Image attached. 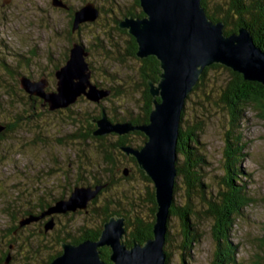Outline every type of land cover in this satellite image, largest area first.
<instances>
[{"label":"rangeland","instance_id":"374dc122","mask_svg":"<svg viewBox=\"0 0 264 264\" xmlns=\"http://www.w3.org/2000/svg\"><path fill=\"white\" fill-rule=\"evenodd\" d=\"M2 1L0 64L5 63V69L0 66V121L13 122V126L0 136V255L6 251L11 255L8 264H23L27 235L37 234L39 239L32 240L45 243L48 248L53 247L56 244L54 235L61 229L68 230L71 235L80 225L96 226L98 215L88 211L58 215L54 218L55 228L44 236H38L43 223H30L18 229L11 241L6 233L7 227L17 223L26 208L37 211L38 203L66 195L68 188L78 180V165L82 167V180L91 178L93 173L101 180L106 176L96 172L105 166L102 156L95 151L98 141H83L70 134L82 129L87 116L97 114L100 107L83 96L68 107L55 110L41 107L38 101L29 100L27 93L19 88V76L26 75L31 79L44 77L49 81L48 88L53 89L56 82L53 65L63 64L64 52L68 51L72 42L80 41L88 50L86 59L91 69V81L101 87L122 89L118 96L102 99L101 102L106 111L113 108L121 117L128 109L135 112L140 106V62L124 55L127 36L114 27L116 17L119 20L123 18L121 12L132 6L133 0H63L72 9L87 1L93 2L99 9L93 21L81 24L71 34L68 33L70 13L53 5L51 0H9L7 3L5 0L4 5ZM205 68L203 78L200 80L202 70L197 87L185 99L183 125L194 135L197 134L198 142L194 143L205 159L200 174L204 183L210 185L212 195H218L220 185V188L228 190L225 181L223 183L226 178L225 139L229 138L240 150V154H233L232 158L234 162L240 161L241 182L245 184L251 201L241 206L240 215L231 212L233 221L229 235L237 244V264H264V117L250 103L244 105L238 124L230 128L229 110L221 101L222 86L229 81L230 74L224 67ZM193 141L190 143L193 144ZM109 142L108 137L103 139V144ZM129 166L128 162L119 161L111 169L116 176ZM175 180V204L184 205L187 185L179 176ZM86 182L91 183L89 180ZM149 185L153 186L152 181L144 180L137 172L118 184L121 189L140 192L142 197L149 192ZM110 192H106L107 197L115 199ZM192 196L194 213L191 212V226L185 238L179 217L169 216L168 239L164 243L169 264H211L215 251L214 218L204 212L208 204L197 195ZM118 204L127 206L122 201ZM137 205L139 216L149 220L148 203L140 199ZM184 239L185 258L182 259ZM9 243L11 246L8 248Z\"/></svg>","mask_w":264,"mask_h":264},{"label":"water","instance_id":"95a60500","mask_svg":"<svg viewBox=\"0 0 264 264\" xmlns=\"http://www.w3.org/2000/svg\"><path fill=\"white\" fill-rule=\"evenodd\" d=\"M200 1L139 0L144 14L127 15L119 20L118 27L126 29L136 41V56L151 54L159 60V79L156 83L147 81L153 107L148 121L140 124L112 121L103 109L92 119L95 123L93 135H120L134 129L145 135L140 146L124 144L120 148L135 158L138 167L152 181L156 209L151 237L143 242L133 239L130 245H126L125 217L111 215L103 221L96 239L76 243L61 241V252L48 264H166L164 243L177 173V133L188 93L202 70L212 63L224 65L240 73L245 80L264 86V50L254 42L247 27L238 26L234 31L224 33V23L211 20ZM51 2L68 8L63 0ZM98 14L99 9L91 1L73 9L71 30L77 29L81 22L93 21ZM87 55L85 45L74 41L64 63L53 72L54 89H45L47 80L44 77L33 80L26 75L19 76V86L27 94L42 98L49 110L67 107L80 96L97 103L109 95L110 89L91 81ZM5 127V123L0 122V132ZM123 173L127 174L125 168ZM104 186L105 183L75 185L67 196L56 199L37 215L21 217L18 224L25 225L48 215L43 224V230L48 231L55 224V214L86 210L91 199ZM101 246L109 247L110 262L100 256ZM9 259L7 254L4 263L7 264Z\"/></svg>","mask_w":264,"mask_h":264},{"label":"trees","instance_id":"16d2710c","mask_svg":"<svg viewBox=\"0 0 264 264\" xmlns=\"http://www.w3.org/2000/svg\"><path fill=\"white\" fill-rule=\"evenodd\" d=\"M201 5L203 6L207 16L213 21H222L224 23V33H229L234 31L238 26H245L250 31L254 42L259 45L261 49L264 50V0H201ZM70 13L69 21V34H71L72 27V14ZM144 13L139 4V0H133L132 6H130L125 11L121 12V16H142ZM121 19V18H120ZM119 18L115 19V29L119 32H123L126 38V46L124 49V55L132 56L136 58L140 64L138 66V76L141 83V103L138 105L137 110L134 112L132 109L122 113V116H117V112L110 108L109 111H106L105 107L102 105V100L95 103V106H99L100 110L95 115H88L86 118V123L82 129H79L76 133H70L71 135L75 134L76 137L81 138L83 141L91 140L98 141L99 146L95 148V151L102 156V161L105 166L99 168L96 172H99L100 175H105L106 178L101 180L99 177L92 174L91 178L86 180L91 181L87 183L86 180H82L80 170L81 165L77 166L78 169V180L73 184L82 185V184H100L105 183V186L100 189L98 194L91 199L88 204L90 208L88 212L93 213L98 218V224L93 227H86L85 225H80L76 227L75 233L70 234L68 230L61 229L60 232L54 235L55 246L47 247L45 243L40 241H35L32 239L37 238V234L27 235L25 238V244L27 249L25 252L26 258L25 263L23 264H48L49 261L61 251L60 243L64 240H69L70 242H79L83 239H96L100 233V229L104 220H106L111 215H119L125 217V227H126V245H130L133 239L143 242L145 239L151 237L152 235V223L154 220V212L156 209L153 186H147L149 192H145V196L142 197L140 192H135V190L125 189L118 186L120 180L132 178L134 172L138 173L141 178L150 182V178L144 173L142 169L137 166L136 160L131 155H126L120 148L121 145L131 144L134 146H140L143 141L146 139L145 135L140 130H132L124 134L116 133H107L104 135H93L92 131L95 127V123L92 121L93 118H96L100 115L101 110L103 109L108 117L112 121H130L132 124H140L148 121L149 111L152 108L153 96L148 91L147 81L151 80L156 82L159 79V60L154 55H147L145 57L136 56V41L134 37L127 32L126 29L118 27ZM73 32V31H72ZM69 50V48H68ZM68 56V51L64 52L63 62ZM62 63V62H61ZM5 64V63H4ZM59 66V64H58ZM57 66V67H58ZM4 69L5 67L2 66ZM213 67H224L230 74L229 81L222 86L223 93L221 95V101L227 105L229 113V127H234L238 124L241 119V112L244 108V105H250V103L257 109L258 113L264 117V86L256 81L245 80L242 75L238 72L232 71L231 69L222 66L218 63L208 65V68ZM56 68V67H55ZM203 69L200 80L203 78L205 70ZM199 81V79H198ZM199 83V82H198ZM197 87V84L193 87ZM108 88V87H107ZM110 93L104 99H108L112 96H118L120 94L121 88H109ZM81 97V96H80ZM158 99V98H157ZM183 109L181 111L180 122L178 126L177 141H176V153L179 155L176 159V168L177 173L175 177L183 178L184 184L187 185L188 194L187 201L184 205L175 204V199L173 197V202L169 207V216L177 215L181 221V227L183 230L184 238L186 237L187 230L189 231V226H191V212L192 209V195H197L201 200L208 204L205 211L214 218L213 229H214V238H215V251L211 259V264H237L235 259V248L236 243L231 239L229 232L230 226L232 225L233 218L231 217V212L234 211L238 215L242 212L241 206L249 201V197L245 191V184L241 182V170L238 167L240 161H233V154L236 156L240 154V150L235 147V144L229 141V138L225 139L224 147V156L226 158L225 163V176L223 183L225 181L228 190H224L223 187H219L218 195H212L210 185L204 183L202 180V175L200 170L203 168L205 163L204 155L198 150L195 146V143L198 142L197 134H193L191 129H185L183 125ZM13 122L6 123L7 129L12 128ZM6 129V130H7ZM76 130V129H75ZM228 131V130H227ZM229 132V131H228ZM4 133L1 132L0 136ZM191 134L193 139L191 138ZM108 137L110 142L108 144H103V139ZM193 141V144L190 143ZM195 142V143H194ZM117 154V155H115ZM118 156V157H117ZM243 156V155H242ZM121 159V160H120ZM123 163V161L129 163V167L126 168L127 174L120 171V174H113V167H116V164ZM97 166V164H96ZM99 166V164H98ZM131 169V171H130ZM72 186V187H73ZM223 186V185H222ZM68 188L67 194H61L57 197H54L53 200L46 201L45 203H38L37 211H34L30 208H26L22 217H26L28 214H35L40 212L44 207L46 208L49 204L55 201L58 198L65 197L68 195L70 190ZM177 187L176 180L174 181L173 193ZM110 190L113 194V198L109 199L106 195V192ZM197 192V194L195 193ZM102 194H105L101 196ZM103 197V199H100ZM146 201L149 207L148 218L145 220L144 217L139 216L137 212V201ZM120 201L125 202L127 206H120L118 204ZM91 206V207H90ZM74 212H71L70 215H73ZM57 215V214H55ZM65 215V214H61ZM58 216V215H57ZM56 217V216H55ZM46 219V218H45ZM44 220L38 221L44 224ZM19 221V220H18ZM17 223L13 224L10 227H7L6 233L11 239L16 236V232L20 228L28 226V224L20 226ZM43 224L38 232V236L46 235L47 231L43 230ZM55 228V224L53 229ZM51 230V229H50ZM60 230V229H59ZM49 231V230H48ZM66 233V234H65ZM168 239V231L166 228L165 242ZM10 244V243H9ZM7 244L9 248L11 244ZM185 239L183 242L184 252L182 259L185 258ZM165 245V244H164ZM165 251V248H164ZM43 253V254H42ZM109 248L106 246L99 247V254L104 260H108ZM8 253L3 251L0 255V264H5L4 260ZM166 254V264H169V256ZM189 252H187V255ZM186 255V256H187ZM11 256V255H10ZM11 258V257H10ZM9 262V260H8ZM7 262V264H8ZM20 264L19 262H16ZM22 264V263H21Z\"/></svg>","mask_w":264,"mask_h":264},{"label":"flooded vegetation","instance_id":"af4514ba","mask_svg":"<svg viewBox=\"0 0 264 264\" xmlns=\"http://www.w3.org/2000/svg\"><path fill=\"white\" fill-rule=\"evenodd\" d=\"M8 1H9V0H6V2H5V0H4V1H2L1 4L4 5V4L7 3ZM4 2H5V3H4ZM65 4L68 5V8H64V7H61V8L66 9L67 12H73V9L70 7V5L67 4V3H65ZM58 7H60V6H58ZM85 23H88V21L81 22V23L79 24L78 28L80 27L81 24H85ZM78 28H77V29H78ZM75 30H76V29H75ZM75 30H74V31H75ZM74 31H73V32H74ZM69 47H70V46H69ZM58 64H59V63H55V64L53 65V68H55V67L57 68ZM0 66H5V64L2 63V64H0ZM56 68H55V69H56ZM33 80H35V79H33ZM48 84H49V81H47V84H46V86H45V89H46V90H52V89H49V88H48ZM18 86H19V80H18ZM19 88L22 89L20 86H19ZM53 89H54V88H53ZM27 97H28V99L31 100V101H38V103H39V105H40L41 107H47L46 104L44 105V104L42 103V98H40L39 96H37V95H29V94H27ZM103 99H104V98H103ZM67 107H68V106H67ZM57 109H58V108H57ZM0 122H1V121H0ZM2 123H3V122H2ZM7 123H8V122H7ZM5 125H7V124L5 123ZM6 129H7V126H6L1 132L5 133V132L8 130V129H7V130H6ZM1 132H0V133H1ZM44 208H45V207H44ZM44 208H43V209H44ZM43 209H42V210H43ZM42 210H40V212H41ZM78 211H79V212H81V211H83V212H87V211H88V207L86 208V210H76V211H74V213H75V212H78ZM40 212H36L35 215L39 214ZM70 213H71V212H66V213H62V214L68 215V214H70ZM57 215H61V214H57ZM57 215H54V218H55V216L57 217ZM47 217H48V215H45V216H43V217H41V218H39V219H37V220H35V221H32V222L42 221V220H44V219L47 218ZM20 226H22V225H20ZM64 241H69V240H64ZM69 242H70V241H69ZM74 243H76V242H74ZM60 247H61V246H60ZM106 247H108V246H106ZM108 248H109V247H108ZM60 252H61V251H60ZM60 252H59V253H60ZM59 253H58V254H59ZM58 254H57V255H58ZM55 256H56V255H55ZM10 257H11V256H10ZM9 260H10V259H9ZM105 261L110 262L109 260H105Z\"/></svg>","mask_w":264,"mask_h":264}]
</instances>
